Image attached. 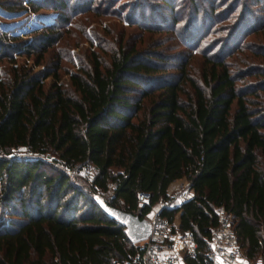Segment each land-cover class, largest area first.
I'll list each match as a JSON object with an SVG mask.
<instances>
[{"label": "trees", "instance_id": "obj_1", "mask_svg": "<svg viewBox=\"0 0 264 264\" xmlns=\"http://www.w3.org/2000/svg\"><path fill=\"white\" fill-rule=\"evenodd\" d=\"M248 1L232 0L222 11L210 0L208 15L192 5L184 30L197 24V14L214 25L229 20L220 27L225 34L198 51L196 70L189 52L164 55L156 51L159 39L143 38L173 34L178 19L170 17V29L162 30L150 22L140 28L129 16L126 26L141 30L137 44L128 45L121 31L106 50L91 51L64 86L59 53L41 71L16 58L39 65L61 39L56 26L105 11L92 0H0L5 14L54 12L53 21L21 36L0 28V212H7L0 218V264L129 262L139 246L93 194L128 213L145 194L142 218L175 181L192 196L159 215L173 231L190 232L199 261L217 207L229 216L244 259L264 258V34L257 47L244 41L264 31V0ZM160 2L171 14L174 2ZM82 169L91 170L85 185L66 173Z\"/></svg>", "mask_w": 264, "mask_h": 264}, {"label": "rangeland", "instance_id": "obj_2", "mask_svg": "<svg viewBox=\"0 0 264 264\" xmlns=\"http://www.w3.org/2000/svg\"><path fill=\"white\" fill-rule=\"evenodd\" d=\"M172 1L174 3L172 4V13L170 14L166 8L162 6L160 0H145L144 2L143 0H140L139 3L141 5L135 12L133 5L137 3V0H92L91 6H97L105 12H100L98 14L90 12L77 16H69V22L56 26L58 31L61 32V39L57 41L51 49L46 51L39 65H32L30 59L23 60V58H16V61L26 62V65L33 71H41L44 67L50 68L53 61L52 53H59L61 58L59 59L57 69L58 81L64 86H67L68 74L75 71V69L81 64H85L89 53L91 51H98V45L104 50L111 46L118 36H120L121 31L124 32V38L128 35V45L133 43V41H136L135 44H137V35L140 34L141 30H139V27L135 28L134 26H126L127 18L129 16L130 19H132L131 21L135 22L134 25H138L140 28L141 26L150 27V22V24H156L162 30L170 29L169 18L174 17L178 19V22L173 26V34L171 31L154 34L153 36L143 33V38L146 41L159 39L161 41V45L156 48V51L164 55H172V53L177 51H182V54L189 52L192 59L189 60L188 65L192 66V70H196L197 64L201 60L198 55V51L214 39L222 37L226 30H222L220 27L227 24L229 20L219 21L214 25L212 23V18L208 17L201 19L199 16L200 14H197V24L192 26L190 29L187 28L184 30L185 23L189 21L190 17H193V13H195V10H192V5L196 3L199 7V11L200 9H203V11H206L204 14L208 15L207 3L210 0ZM218 1L219 3L217 5L220 6L219 10L222 9V11H225L232 0ZM248 2L250 3L252 0H249ZM255 7L258 9L259 6ZM65 12L68 14L71 13L69 9ZM235 12L237 13V10ZM53 13L54 12H51L50 10L41 9L31 14L21 11L14 14H5L0 10V28L9 26V33L21 36L36 26L41 27V25L43 26L45 22L53 21L52 17H50ZM160 17H163V19L166 20L162 21ZM261 34H264V31L258 34L255 33L253 35H249L244 39V41L257 47L262 44L260 39ZM187 38L189 39V42H187L189 47L192 48L196 44V47L193 50L182 45L181 41L186 42ZM100 47L99 49H101ZM173 47H175V49H173ZM230 59L231 58H226L225 61H230ZM166 65L168 67L172 65V63ZM0 67H2V64H0ZM49 81L50 79L46 78L43 81L44 86H46ZM18 154H22L23 156L25 155L23 149H18ZM66 173L68 176L73 178L74 181L85 185L91 175V170L82 169L78 172L68 170ZM177 188L178 186H175L171 191H169V193L173 192ZM92 197L102 201V197L98 194H93ZM6 213V211L0 212V218H5ZM141 242L142 241L134 243V245H139Z\"/></svg>", "mask_w": 264, "mask_h": 264}, {"label": "built area", "instance_id": "obj_3", "mask_svg": "<svg viewBox=\"0 0 264 264\" xmlns=\"http://www.w3.org/2000/svg\"><path fill=\"white\" fill-rule=\"evenodd\" d=\"M191 196L188 185L181 182L176 190L159 198L142 217L149 224V233L137 245L139 254L122 264H264L263 257L258 256L249 262L244 259L232 233L229 216L221 207L214 210L217 226L207 241L204 259L199 261L190 232L173 231L171 225L159 215L160 210L177 207ZM147 200V195H137V205L145 204ZM139 206L133 214L138 215Z\"/></svg>", "mask_w": 264, "mask_h": 264}, {"label": "water", "instance_id": "obj_4", "mask_svg": "<svg viewBox=\"0 0 264 264\" xmlns=\"http://www.w3.org/2000/svg\"><path fill=\"white\" fill-rule=\"evenodd\" d=\"M95 203L107 218L123 227V233L130 243L142 241L148 235L149 224L145 219L139 218L136 214L110 207L97 198H95Z\"/></svg>", "mask_w": 264, "mask_h": 264}, {"label": "crops", "instance_id": "obj_5", "mask_svg": "<svg viewBox=\"0 0 264 264\" xmlns=\"http://www.w3.org/2000/svg\"><path fill=\"white\" fill-rule=\"evenodd\" d=\"M179 181H175L174 183H172L170 186H169V189H168V192L171 191L175 186H178L179 185Z\"/></svg>", "mask_w": 264, "mask_h": 264}]
</instances>
